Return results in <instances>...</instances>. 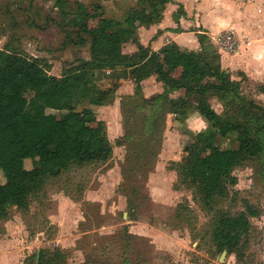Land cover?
Returning a JSON list of instances; mask_svg holds the SVG:
<instances>
[{"label":"trees","instance_id":"1","mask_svg":"<svg viewBox=\"0 0 264 264\" xmlns=\"http://www.w3.org/2000/svg\"><path fill=\"white\" fill-rule=\"evenodd\" d=\"M171 1L138 0V5L129 9L124 19L103 17L101 6H95L92 11L76 1L77 5L71 7L70 24L78 29L77 45L84 46L89 40L90 58L79 60V64L69 67L61 76L51 73L50 62L26 53H19L25 59L15 65V54L8 47L0 48V169L6 178L4 183L0 181V221L11 217L12 207L28 212L33 198L43 192L47 179L59 177L73 165L107 163L112 159L114 146L105 123L92 124L94 116L76 111L83 102L95 106L114 103L117 89H102L98 84L101 73L109 72L118 80L131 78L137 88L145 79L156 75L164 91L142 98L144 104L135 106L136 116L140 110L145 114L139 138L135 139L133 126L119 142L129 145L134 154L127 158V166L123 168L121 189L126 183L138 185L136 172L146 177V186L162 143L159 139L156 144L153 134L166 127L168 115L180 118L197 112L208 126L185 146L187 157L176 187H188L214 212L208 232L199 236L202 239L209 236L219 252L238 251L251 230L249 215L246 210L232 215L218 206L228 196L229 185L238 182L236 169L264 158V103L245 92L243 82L223 70L218 49L205 32L197 33L199 51L180 52L176 43L154 51L139 43L137 29L160 22ZM56 4L65 7L69 2L57 0ZM184 15L181 7L174 18L179 20ZM90 20L98 21L91 26ZM129 41L138 44V53L123 52V45ZM180 90L183 96H171ZM258 91L264 94V84ZM212 97L220 101L223 112H217L211 105ZM47 109L60 110L63 114L57 118L47 114ZM221 135L234 136L235 147L220 146L217 141ZM146 140L142 150L135 152L137 143ZM19 159H31L34 165L29 170H20L16 165ZM255 215V211L250 214ZM193 219L187 202L180 203L174 226L180 228L185 224L192 229ZM137 238L142 237L128 229L109 235L110 245L95 248L91 256L86 254L85 262L109 264L97 258L95 253L99 252L108 254L115 264H135L131 255ZM119 240L120 246L116 245ZM68 258L61 246L44 247L26 257L24 264H68Z\"/></svg>","mask_w":264,"mask_h":264},{"label":"rangeland","instance_id":"2","mask_svg":"<svg viewBox=\"0 0 264 264\" xmlns=\"http://www.w3.org/2000/svg\"><path fill=\"white\" fill-rule=\"evenodd\" d=\"M66 1L69 4L60 7L57 0H0V48L8 47L15 54V65L25 59L19 53H26L50 62L51 73L61 76L66 69L79 64V60L90 58L89 40L84 46L77 45L79 32L70 24L71 7L77 5L76 1L92 11L99 5L103 17L115 19H124L127 11L139 3L138 0ZM97 21L89 23L94 26ZM98 84L104 90L117 89L114 103L95 106L83 102L76 111L94 116L92 124L105 123L114 146L112 159L107 163L73 165L59 177L47 179L43 192L33 198L28 212L12 207L11 217L0 221V264H24L26 257L38 249L54 246L67 251L68 264H86L92 250L110 245L107 236L118 235L124 229L142 237L134 241L131 256L135 264H264V158L237 168L234 175L238 182L229 185L228 196L219 203L218 208L232 215L246 210L251 223L238 251L223 254L224 251L216 250L209 236L204 239L199 236L208 232L214 212L188 187H176L187 157L185 146L205 131L208 124L198 121L192 126L188 117H169L166 127L153 134L155 143L159 139L162 143L146 186V177L136 172L138 185L126 183L121 189L123 168L127 166V158L134 154L129 145L119 142L133 126L135 139L139 138L145 114L140 110L136 116L134 110L136 105L144 104L142 98L146 94L141 90L143 85L137 88L131 80L121 82L109 72L101 73ZM244 86L250 94L253 91L257 94L258 102L264 103L258 88H250L249 83ZM47 114L59 118L63 112L47 109ZM147 142H138L135 152ZM217 142L228 148L236 145L232 135H221ZM16 165L20 170H29L34 163L31 159H19ZM0 181H6L1 169ZM183 202L192 210V229L185 224L180 228L174 226L176 209ZM252 211L257 215L250 216ZM121 243L119 240L116 245ZM95 254L100 261L115 264L108 254Z\"/></svg>","mask_w":264,"mask_h":264},{"label":"crops","instance_id":"3","mask_svg":"<svg viewBox=\"0 0 264 264\" xmlns=\"http://www.w3.org/2000/svg\"><path fill=\"white\" fill-rule=\"evenodd\" d=\"M181 7L185 15L176 20L174 14ZM230 28L238 33L241 40L240 49L235 53H227L217 44L219 34ZM198 32L209 35L218 49L223 70L229 72L233 79L244 85L249 83L254 90L264 84V0H172L166 5L163 19L149 26H140L137 37L141 45L154 51H161L171 43H176L180 52L199 51ZM138 51L139 46L133 41L123 45L125 54L134 55ZM130 80L134 82L131 78L120 79L121 82ZM142 85L146 98L164 91V85L156 75L145 79ZM160 89L162 91L159 92ZM252 93L253 97L257 96L254 91ZM257 93L264 96L258 89ZM181 95H184L183 90L171 94L172 97ZM210 103L217 112H222L223 106L216 97H212ZM169 117L172 119L174 115L169 114ZM188 118L192 126L198 121L207 125L197 112L190 113Z\"/></svg>","mask_w":264,"mask_h":264},{"label":"built area","instance_id":"4","mask_svg":"<svg viewBox=\"0 0 264 264\" xmlns=\"http://www.w3.org/2000/svg\"><path fill=\"white\" fill-rule=\"evenodd\" d=\"M217 44L221 50L227 53H235L241 46L240 36L232 28L224 30L219 34Z\"/></svg>","mask_w":264,"mask_h":264},{"label":"water","instance_id":"5","mask_svg":"<svg viewBox=\"0 0 264 264\" xmlns=\"http://www.w3.org/2000/svg\"><path fill=\"white\" fill-rule=\"evenodd\" d=\"M226 253V251H224V253L223 254H225Z\"/></svg>","mask_w":264,"mask_h":264}]
</instances>
